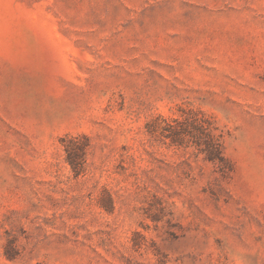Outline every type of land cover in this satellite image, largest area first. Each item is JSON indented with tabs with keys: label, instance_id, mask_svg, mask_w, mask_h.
<instances>
[{
	"label": "rangeland",
	"instance_id": "obj_1",
	"mask_svg": "<svg viewBox=\"0 0 264 264\" xmlns=\"http://www.w3.org/2000/svg\"><path fill=\"white\" fill-rule=\"evenodd\" d=\"M0 264H264V0H0Z\"/></svg>",
	"mask_w": 264,
	"mask_h": 264
},
{
	"label": "trees",
	"instance_id": "obj_2",
	"mask_svg": "<svg viewBox=\"0 0 264 264\" xmlns=\"http://www.w3.org/2000/svg\"><path fill=\"white\" fill-rule=\"evenodd\" d=\"M185 132H187V130H185ZM206 136L208 137V142L206 143L207 144L206 150L209 153L210 159L220 160V161L223 160L224 156L222 154L223 151L221 148L220 141L218 139H215L214 137H211L210 132L206 133ZM68 152H69L68 161L72 165L73 169L77 173H80L83 170V165H84V163L82 161L84 152H81V156H79V153H77V151H75V148H73V150L68 149ZM80 157L82 158L81 160H80Z\"/></svg>",
	"mask_w": 264,
	"mask_h": 264
}]
</instances>
